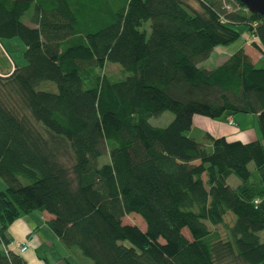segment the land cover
<instances>
[{"label": "trees", "instance_id": "obj_1", "mask_svg": "<svg viewBox=\"0 0 264 264\" xmlns=\"http://www.w3.org/2000/svg\"><path fill=\"white\" fill-rule=\"evenodd\" d=\"M189 1L0 0V42L26 46L0 75L1 264H28L3 244L33 211L94 264H264V68L243 47L199 66L240 25L264 56V15ZM166 111L168 125L151 123ZM237 113L257 114L261 138L192 132L196 115ZM137 214L145 230L123 220Z\"/></svg>", "mask_w": 264, "mask_h": 264}, {"label": "rangeland", "instance_id": "obj_2", "mask_svg": "<svg viewBox=\"0 0 264 264\" xmlns=\"http://www.w3.org/2000/svg\"><path fill=\"white\" fill-rule=\"evenodd\" d=\"M189 2L193 6H195L196 8H199V9L201 8L200 4L197 1L190 0ZM30 15H31V11L27 12L22 17V20L29 25H33L31 20H30ZM146 27L148 29V32H150V23H148L146 25ZM236 27L238 30L243 32L241 37L231 45H228V46L219 45V46H217L212 51L210 57L207 58L206 60L200 62L199 66L205 67L207 69H213L216 66H218L219 64H222L229 57V55L235 53L237 50H239L240 48L243 47L248 52V54L251 56L253 61L256 62L257 66L264 68V56L262 55V52L260 51V49L257 48L253 44V42L256 41L257 43H259V45H261L259 40L255 37H253L248 31H245L244 26L240 25V26H236ZM1 43H2L3 48L0 47V69H4V68H10L11 69L13 66V63H12L13 61H14V63H16L18 65H23L26 63V59L24 57V52H25L26 46L20 37L3 39L1 41ZM7 55L10 57L12 62L9 60ZM105 72L107 74H109L110 76H112V79H114V80H119V79H122L123 77H125L124 74L122 73L120 65L117 63L107 64L106 68H105ZM174 116L175 115L172 111H166L160 116L152 117L150 119V121L152 124H154L156 126H166L173 120ZM235 116H236L237 121H238V118H240V120L241 119L243 120V123H241V121L240 122L238 121L239 123H241V127L243 126L244 128H249V129L255 130L257 132L258 137L261 138L260 125H259L257 114H255V113H237V114H235ZM197 130L199 131V128ZM205 134L206 133L200 134L199 132H196V136L203 135V137H204L203 139L207 140L205 138ZM108 160H109V155L108 156L104 155L100 158V164L106 163ZM250 167L254 168V163H251ZM239 182L240 181H239L238 177L235 175H233V177L231 179H229V183L234 185V186L239 184ZM3 184H5V183L2 180V178L0 177V189L5 188ZM40 214L41 213L39 211H33V212L29 213V215H30L29 218L33 221L32 223H33L34 227L39 226V225L44 226V224H45L44 218ZM136 216H139V217L133 218L131 215H127L124 217L123 220L125 223L138 224L142 229L145 230L146 229V222L143 220V218L139 214H137ZM230 218L235 220V215L232 212H229L226 215V219H230ZM212 228H214V227H212ZM219 230L223 232L224 228L222 226H220ZM41 232L44 236H48L47 232H49L50 235L48 236V238L50 240H52V242L54 243V244H51L52 249H50V250L48 249V251H46L47 249L45 248V249L41 250L42 253H40L39 251L37 253L36 247L30 246L29 251L26 253V255H28L29 257L34 256L36 261H37L39 256L44 258V256H42L41 254L47 252V253H52L55 261H58L59 257H60L61 261H63L67 257L68 261H70L71 264H94L92 259L85 256L79 248L74 246V247L67 249V247L65 246V243L57 237V235L54 233V231L49 226L45 225V227H43L41 229ZM184 233L188 238H191L187 229H184ZM125 244L130 245V242L125 241ZM51 250H52V252H49ZM60 253H61V255H60ZM63 257H65V258H63Z\"/></svg>", "mask_w": 264, "mask_h": 264}, {"label": "crops", "instance_id": "obj_3", "mask_svg": "<svg viewBox=\"0 0 264 264\" xmlns=\"http://www.w3.org/2000/svg\"><path fill=\"white\" fill-rule=\"evenodd\" d=\"M1 45L2 43L0 42V47ZM14 68H15V63L13 62V66L11 69L10 68L0 69V75H4V76L9 75L12 73ZM232 117L234 121L236 122V125H230L228 123V118L226 117L219 118V119H212V118H208L205 116L196 115L194 117V125H193L192 132L195 135H196V132H199L200 134L210 133L213 136H226L227 138L231 140H242V141H251V140L259 138L255 130L244 128L243 126L241 127V123H243L242 119L240 120V118H238V121L239 122L241 121V123H239L236 120L235 115H232ZM198 128H199V131L197 130ZM197 137L205 141L209 145L208 141L203 139L204 138L203 135H200ZM40 213H41L40 215L43 216L44 218V222H45L44 226L39 225V226L34 227L32 223L33 221L29 218L30 217L29 214L20 217L14 223H12V225L10 226L8 230V236L11 239V241L27 243L29 245L28 249L23 253H21L18 248H15L14 250L17 252H20L23 255V257L26 259L28 264H31V263L32 264H71L70 261H68L67 257L66 258L63 257L65 258L63 261H61L60 257L58 258V261H55L52 253L45 252L43 253L44 255L41 254L42 256H44V258L39 256L37 261L34 256L29 257L28 255H26V253L30 249V246L36 247L37 253L38 251L42 253L41 250L46 248L47 249L46 251H48V249L49 250L52 249L51 244H54L52 240L48 238V236L50 235L49 232H47L48 236H44L41 232V229L45 227V225L48 226L47 222L53 217V215L47 212H40ZM67 249H69V247H67ZM49 252H52V250Z\"/></svg>", "mask_w": 264, "mask_h": 264}, {"label": "built area", "instance_id": "obj_4", "mask_svg": "<svg viewBox=\"0 0 264 264\" xmlns=\"http://www.w3.org/2000/svg\"><path fill=\"white\" fill-rule=\"evenodd\" d=\"M232 1H235V0H232ZM226 8L229 10H233L234 6L228 2L226 4ZM1 47L3 48L2 45H1ZM7 57L12 62V60L10 59V57L8 55H7ZM228 123L230 125H236L235 121L233 120V118L231 116L228 118ZM28 247H29V245L27 243H20V242H14V241L13 242L11 241L10 244H8V245L3 244V248L6 251V253L9 252V249H15V248H18L20 250V252L23 253L28 249Z\"/></svg>", "mask_w": 264, "mask_h": 264}, {"label": "water", "instance_id": "obj_5", "mask_svg": "<svg viewBox=\"0 0 264 264\" xmlns=\"http://www.w3.org/2000/svg\"><path fill=\"white\" fill-rule=\"evenodd\" d=\"M250 11L264 15V0H240ZM1 264V262H0Z\"/></svg>", "mask_w": 264, "mask_h": 264}]
</instances>
